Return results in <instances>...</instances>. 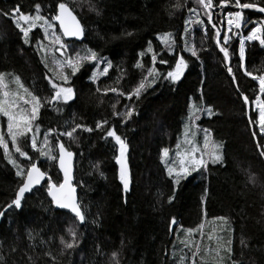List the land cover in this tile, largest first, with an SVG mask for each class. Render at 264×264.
Returning <instances> with one entry per match:
<instances>
[{"label": "trees", "instance_id": "obj_1", "mask_svg": "<svg viewBox=\"0 0 264 264\" xmlns=\"http://www.w3.org/2000/svg\"><path fill=\"white\" fill-rule=\"evenodd\" d=\"M58 2L68 3L84 26L83 41H68L70 48L81 55L85 49H92L99 57L111 60L113 67L107 76L101 75L93 83L90 75L94 66L86 62L79 73L70 76L75 99L67 104L49 105L46 101L54 92L48 77L55 78L54 73L45 67L36 50L37 42L25 44L13 20L2 13H10L19 6L22 12L34 15L39 4L40 14L51 20L58 12ZM180 2L182 8L177 11L173 7L175 0H90L101 13L97 15L89 10V0H83L80 7L77 0H0V72L20 75L33 93L41 97L44 107L36 122L41 135L49 128L65 132L81 124L95 129L98 122L108 121L102 130L91 133L77 129L75 140L59 137L75 153L74 185L86 216L85 223L80 224L67 210L56 209L46 189H34L25 195L21 209H9L0 218V264H116V260L118 264H191L196 246L212 264L217 245L226 248L229 240L232 257L229 260L222 250V264H232V260L237 264H264V156L260 154L264 151V134L260 132L254 109V99L259 95L258 81L244 71L246 68L254 75H264V46L245 41L246 56L241 62L240 37L231 35L226 46L236 77L233 80L203 6L197 0ZM218 2L213 0V23L222 27L223 37L227 11L238 9L230 4L222 13ZM191 14L204 21L207 32L199 24L191 28L187 23ZM244 15L252 21L243 29L245 35L264 20V15L254 10H245ZM221 19L223 26L219 23ZM41 32L42 28L37 27L32 33L41 35ZM129 32L131 36L127 35ZM168 33L175 38L173 52L160 39ZM149 41L158 53L156 67L161 72L170 70L173 58L178 59L179 55L185 56L189 66L177 84L158 82L142 91L139 99L133 96L129 101L127 95L151 67V53H147ZM185 41L189 46L195 45L199 59L184 50ZM141 52L146 54L141 57ZM55 55L60 57L59 53ZM160 56L168 59L169 65H160ZM137 63H142L143 68H137ZM111 88L118 91L105 94L104 90ZM244 95L251 104V120ZM126 105L135 111L123 123ZM209 108L214 113L212 116L207 114ZM196 109H199L198 118L190 121ZM186 120L191 126L197 124L207 129L213 142L224 145V164L210 163L207 169H201L199 174L193 172L177 186L168 176L162 151L168 148L169 163H177L176 145ZM112 126L128 146L127 192L119 178V146L113 138L106 137ZM197 138L200 142L202 134L198 133ZM49 139L55 155L56 134ZM19 143L22 150L40 160L53 182H63L57 161L38 157L30 149V142ZM11 154L27 167L28 162L14 147ZM15 172L0 148V210L15 199L21 185V178ZM250 176L254 177V183L250 182ZM201 224L202 234H188V229ZM69 229L76 231L79 241L72 250L65 249L60 240L71 239ZM209 249L213 252L209 253ZM113 252L118 254L116 260ZM182 257L186 259L182 261Z\"/></svg>", "mask_w": 264, "mask_h": 264}, {"label": "snow or ice", "instance_id": "obj_2", "mask_svg": "<svg viewBox=\"0 0 264 264\" xmlns=\"http://www.w3.org/2000/svg\"><path fill=\"white\" fill-rule=\"evenodd\" d=\"M197 3L203 6L204 16L207 17L208 23L215 32V42L219 46V51L223 54V57L230 64V54L229 48L226 46L229 44L232 36L228 33H232L234 36L240 37L239 39V51L238 57L241 62L244 61L246 56L245 41L248 42H258L260 46H264V21L259 22L256 26L252 27L248 34L245 35L243 29L252 23L251 19H246L244 15L245 10H255L259 13H264V0H253V2H241V0H219L217 7L223 13L225 9L229 8L231 4L236 11L229 10L226 13L227 21V31L223 37H221L222 27H217L216 23L212 22V10H213V0H197ZM77 6H83V0H77ZM173 7L179 11L182 8L180 0H175ZM55 11V9H53ZM89 10L95 11L97 15H100V11L95 7V5L90 3L89 0ZM40 5L35 6V15L26 14L22 12L19 6L14 7L10 13H2L5 16H9L15 26L23 34V42L25 44L30 43L29 34L33 32L34 29L40 27L43 29L44 38L48 39L52 45V64L53 68L49 71L54 73L55 80L49 77V83L53 89L54 95L46 101L49 105L56 104H67L69 101L75 99V90L70 86V76H75L81 71V68L86 62H92L96 71L90 75V80L96 83L98 77L103 75L107 76L109 70L113 67L111 60L107 58L99 57L96 51L92 49H85L84 54L81 55L79 52L75 56L68 53L70 43L67 42L62 37H72L77 39H82L84 36V28L80 24L77 16L74 14V10L69 7L66 2H58V13L51 18V20L40 14ZM190 11H195L191 9ZM53 21L59 22V28L62 30L60 34H57V25ZM189 24H199L203 27L204 31L207 32V27L204 25V21L197 19L192 21L189 19L187 21ZM220 25H224V19L219 21ZM189 30H185L187 34ZM127 35L131 36L132 33L129 32ZM164 46L169 52L175 50V38L171 33L165 34L160 38ZM223 40V43L221 41ZM58 46V47H57ZM36 50L41 52L42 59L45 60V67H48V49L45 47L43 41H38ZM184 50L191 54V57H198V52L195 45L189 46L187 41H185ZM55 53H59L60 57L63 59H58ZM147 53H151V67L147 69V74L140 81L138 86L133 92L127 95L129 101L132 100L133 96L139 99L142 91H145L149 87H154L158 82L168 81L170 84H177L181 78L184 76L185 71L188 68V61L185 59L184 55H179L178 59L173 58V65H169V60L165 59L163 56L159 58L160 65H169L170 70L166 72H161L160 69L156 67L158 61V53L154 50L151 41L148 42ZM146 53L141 52L139 55L143 57ZM106 65L103 69H100L99 65ZM137 68H143L142 63L136 64ZM65 69H70V72H66ZM227 71L232 74V79L235 80V74L231 66H228ZM245 75L252 77L254 80L258 81L259 95L254 99V107L257 110L259 129L261 133H264V75H254L252 72L247 71L245 68ZM9 74L0 72V117L6 118L7 135L10 137L11 143L15 146V152L19 154L20 157L27 161V167L22 166L17 162L16 159L12 157L9 152L8 141L4 139V133L0 132V148L3 149L4 155L8 158V162L16 169L15 175L21 178V185L16 192L15 199L11 203L7 204L3 210H0V218L5 216V212L9 209L19 210L22 207V201L25 198L26 193H31L33 189L40 190L41 188L46 189L47 195L51 198V202L59 209H67L70 213L74 214V217L79 221L80 224H84L86 216L81 208V205L77 202L74 195L76 189L72 186V160L75 155L69 148L65 147V143L59 139V137L66 136L70 140H75L77 129H82L85 132L91 133L94 130H102L108 121H100L96 124L95 129L92 127H87L81 124L75 125L70 131L58 132L56 129L49 128L43 133V139L40 140L41 127L36 123L40 119V110L44 107L41 97L33 94L28 88L24 87L18 76H14L11 80H7L6 77ZM61 81L62 83H57L56 81ZM14 84L15 90H11L9 85ZM97 92L101 89L97 87ZM116 93L118 90L116 88L105 89V94L108 92ZM124 95L123 92L119 93ZM243 101L245 104H249V97L247 95L243 96ZM115 108V106H113ZM126 111L124 112L125 119L123 123H127L128 119H131L135 109L130 105L125 106ZM207 114L212 116L214 113L211 108L206 109ZM199 109H196L193 116L189 117L191 121L193 118H198ZM114 115L119 116L120 113L114 112ZM251 120V116L249 117ZM56 134L58 156L53 155V147L50 144V137ZM189 133V126L186 125L185 129V144L187 145L186 150L183 152L177 151V163H169L170 151L168 148H164L162 151V156L164 158L168 176L172 179L175 185H179L182 180L187 179L193 172H199L201 169H207L209 164L213 165H223L224 156L221 151V144H210V133L207 129L204 130V143L203 148L194 143L192 140L187 139ZM106 137H111L114 139L115 143L119 146V157L118 163L120 165L119 178L123 184L124 191L129 190L130 184V174L127 167V162L125 154L127 152V144L120 135L117 134L115 126L110 127L106 131ZM23 141L25 144L30 142V149L34 154H38V157L45 158L46 160L57 161L59 164V169L63 172V182L57 183L52 181V176L47 170H42L40 160L34 158L33 155H29L28 151L22 150L20 143L18 141ZM38 142L40 146H38ZM180 148V145H177ZM264 156V151L260 153ZM250 182H255L254 177H249ZM173 197L169 198V203H171ZM219 219L226 221L227 218L220 217ZM95 222V221H93ZM175 224V219L172 220ZM204 225L201 224L196 229H188V234L192 235L197 232H201ZM69 234L71 239L64 240L63 237L60 238L61 243L64 245L65 249L72 250L79 245L77 238V233L74 230L69 229ZM30 239L33 237L31 233L29 234ZM209 239H212L209 236ZM228 247L222 248L221 245H217L214 250V258L212 264H222L224 257L221 255V251H225L228 255L229 260L232 257L231 240L228 242ZM243 243V241H241ZM209 253L213 250L209 249ZM50 255V253H49ZM117 253L113 252V260H116ZM200 257L199 264H209L204 256L201 255V250L199 246H196L192 252L191 264H197V257ZM2 259V257H0ZM182 261L186 257L181 258ZM118 264V260H116ZM232 264H237L236 261L232 260Z\"/></svg>", "mask_w": 264, "mask_h": 264}, {"label": "rangeland", "instance_id": "obj_3", "mask_svg": "<svg viewBox=\"0 0 264 264\" xmlns=\"http://www.w3.org/2000/svg\"><path fill=\"white\" fill-rule=\"evenodd\" d=\"M35 15V14H34ZM192 21H196L197 20V17H196V15H194V16H192V14H191V18H190ZM264 21V20H263ZM54 23V22H53ZM259 23V22H258ZM257 23V24H258ZM193 25H195V23H193V24H190V26H191V28L193 29ZM226 31H227V29H226ZM44 32H43V29H42V32H41V35H39V34H33L32 32L29 34V39H30V42L33 40V41H36V42H38V41H43V43H44V45H45V47L49 50L48 51V59H47V64H48V67L47 68H52L53 67V64H52V60H51V57H52V55H53V53H52V51H51V49H52V45L50 44V42H49V40L48 39H45L44 38ZM228 35H232V33H228ZM58 47V46H57ZM71 51V52H70ZM68 52L70 53V55H73V56H75V54L78 52L75 48H70L69 47V49H68ZM40 53V55H41V58H42V54H41V52H39ZM58 58H60V59H63V57H58ZM42 61H43V63L45 64V60L44 59H42ZM106 65H104V64H101V65H99V67H100V69H103V67H105ZM96 71V69H95V67H94V70H93V72H95ZM7 74H9L7 77H6V79L7 80H11L14 76H18L19 78H20V80H21V82L23 83V85H24V87H26V88H28L29 89V91L30 92H32L33 93V91L31 90V88L29 87V86H27V84L24 82V80L22 79V77L20 76V75H18V74H16V73H12V72H10V73H7ZM49 78V77H48ZM54 80H55V78H53ZM58 83V82H57ZM9 87H10V89L11 90H15V85L14 84H10L9 85ZM34 94V93H33ZM254 109H255V107H254ZM256 110V109H255ZM257 111V110H256ZM258 115V114H257ZM258 120V119H257ZM186 125L187 126H189V133H188V136H187V139H189V140H192L193 142H196L197 143V145H199L201 148H203V143H204V135H205V133H204V128H201L199 125H193V126H191V124L189 123V121H185L184 122V129H183V133H182V135L179 137V139H178V142H177V145H180V148L178 149V151H181V152H183L184 150H186V148H187V145L185 144V139H186V137H185V129H186ZM258 127H259V122H258ZM0 132H3L4 133V139L6 140V141H8V147H9V152L11 153V151H12V149H13V147H14V149H15V146L11 143V141H10V137L7 135V126H6V118H3V117H0ZM209 132V131H208ZM198 133H201L202 134V139H201V141L199 142V140H198V138H197V136H198ZM210 133V132H209ZM262 134H264V133H262ZM42 139H43V136L41 135L40 136V140L42 141ZM18 143H19V141H18ZM210 144H221L222 145V149H221V151H222V153H223V150H224V145L222 144V143H220V142H213V140H212V137H211V134H210ZM176 145V146H177ZM38 146H40V144H39V142H38ZM55 155H57L58 156V152H57V154H55ZM42 158V157H41ZM43 160H46L45 158H42ZM169 159V158H168ZM201 171V170H200ZM200 171L199 172H194V173H196V174H199L200 173ZM193 173V174H194ZM191 176V175H190ZM189 176V177H190ZM188 177V178H189Z\"/></svg>", "mask_w": 264, "mask_h": 264}, {"label": "water", "instance_id": "obj_4", "mask_svg": "<svg viewBox=\"0 0 264 264\" xmlns=\"http://www.w3.org/2000/svg\"><path fill=\"white\" fill-rule=\"evenodd\" d=\"M70 7V6H69ZM71 8V7H70ZM255 11V10H254ZM257 12V11H256ZM58 13V12H57ZM259 13V12H258ZM74 14L77 16V19L79 20V22H80V24L83 26V24H82V22H81V20L79 19V17H78V15L74 12ZM260 14H262V15H264V13H260ZM55 23H57L58 24V26H59V22L58 21H54ZM212 22H213V15H212ZM83 28H84V26H83ZM61 30V29H60ZM61 32H62V30H61ZM84 35H85V31H84ZM221 37H222V35H221ZM65 38V40H76V41H79V42H82L83 41V38H84V36H83V38L82 39H77V38H72V37H64ZM219 47V46H218ZM226 65H227V67L228 66H230L231 65V61H230V64H229V62L228 61H226ZM229 73V72H228ZM250 108H251V104H250V102H249V104H247V115H248V117H250ZM260 149V148H259ZM261 151V150H260ZM125 158H126V156H125ZM57 162H58V160H57ZM126 162H127V167H128V170H129V165H128V161H127V158H126ZM58 166H59V164H58ZM118 166H119V169H120V165H119V163H118ZM43 170V169H42ZM61 171V170H60ZM61 173H62V176H63V172L61 171ZM74 173H75V155H74V157H73V160H72V181H71V183H72V186L73 187H75V185H74ZM75 189H76V191H75V193H74V195H75V197H76V200H77V202L79 203V198H78V192H77V188L75 187ZM34 190V189H33ZM26 194H29V193H26ZM25 194V195H26ZM55 206V205H54ZM55 208L56 209H58V210H67V209H59V208H57L56 206H55ZM67 211H69V210H67ZM74 215V214H73Z\"/></svg>", "mask_w": 264, "mask_h": 264}, {"label": "bare ground", "instance_id": "obj_5", "mask_svg": "<svg viewBox=\"0 0 264 264\" xmlns=\"http://www.w3.org/2000/svg\"><path fill=\"white\" fill-rule=\"evenodd\" d=\"M75 179V178H74Z\"/></svg>", "mask_w": 264, "mask_h": 264}]
</instances>
